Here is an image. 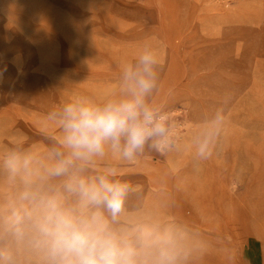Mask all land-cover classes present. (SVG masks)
I'll return each instance as SVG.
<instances>
[{
    "label": "rangeland",
    "instance_id": "1",
    "mask_svg": "<svg viewBox=\"0 0 264 264\" xmlns=\"http://www.w3.org/2000/svg\"><path fill=\"white\" fill-rule=\"evenodd\" d=\"M90 1L54 0L59 6L47 7L54 18L44 20L30 4L45 0H0V161L10 150L32 151L45 161L60 138L58 126L46 119L47 114L76 94L104 99L114 90L121 61L131 58L145 38L155 37L163 42L156 99L175 111L182 124L177 149L147 153L135 165L109 154L85 175H98L109 165L119 168L118 179L129 187L126 223L154 217L181 226L193 241L232 242L230 223L217 208L221 189L226 191L224 210L232 214L238 195L247 200L254 166L264 163V99L252 111L247 101L258 100L252 90L264 93V0L127 1L136 5V13L144 9L147 15L129 19L107 16L112 4L97 7L98 2ZM68 9L74 14L69 15ZM152 9L156 11L150 17ZM236 48L242 53L248 50L250 58L245 57V64L229 65L225 54ZM26 72L35 74L42 85L40 105L15 92ZM249 81L256 86L247 90ZM175 89L184 97L169 95ZM225 96L229 103L221 139L208 160L194 161L182 138ZM209 179H215L217 187L210 217L204 215L196 196L209 187ZM10 191L0 168V203ZM252 239L244 264H264L263 242ZM17 258L20 264L29 259L22 252Z\"/></svg>",
    "mask_w": 264,
    "mask_h": 264
},
{
    "label": "clouds",
    "instance_id": "2",
    "mask_svg": "<svg viewBox=\"0 0 264 264\" xmlns=\"http://www.w3.org/2000/svg\"><path fill=\"white\" fill-rule=\"evenodd\" d=\"M162 47L145 38L121 61L104 99L76 94L49 112L60 138L45 161L16 150L0 161L11 189L0 203V264H20L21 252L27 264H189L191 237L181 226L154 217L124 221L129 187L118 167L85 175L109 154L135 165L147 153L177 149L182 124L156 99ZM228 103L225 96L194 126L188 145L194 161L213 155Z\"/></svg>",
    "mask_w": 264,
    "mask_h": 264
},
{
    "label": "bare ground",
    "instance_id": "3",
    "mask_svg": "<svg viewBox=\"0 0 264 264\" xmlns=\"http://www.w3.org/2000/svg\"><path fill=\"white\" fill-rule=\"evenodd\" d=\"M91 0L90 2H98L97 7L103 6V4L111 5L107 10V16L110 15H117L121 19H129L131 17L138 16H147L144 14L146 12L144 9H139L138 13L137 9H134L133 6H136L132 3L125 4L127 1H136V0ZM46 3L39 4V3H32L30 6L32 8H36L34 12H38L40 14H37V17L43 18L44 20L46 18L53 19L54 14H51L49 10H47V7L49 6H59V3H53L54 0H45ZM152 0H147V3H151ZM64 7H67L68 4L63 3ZM93 5V4H92ZM95 6V5H93ZM69 8V7H68ZM87 8V7H86ZM211 9V7H206V10ZM144 11V12H143ZM151 11V10H150ZM149 15L150 17L153 16V13H155V9H152V12ZM69 15H72L73 10L68 9L67 10ZM74 14V13H73ZM105 15V14H104ZM240 15V14H235ZM57 16V15H56ZM97 16V15H96ZM137 16V17H138ZM237 50V51H236ZM236 50L227 52L225 62L229 65H235L239 66L241 64L246 63V59L250 58L249 51L243 53L236 48ZM35 74H30L28 72L22 73L20 76L21 83L16 86V93L21 95L22 97H29L34 102H36L38 105H40L39 102H43V90L42 85L38 83V79ZM6 77V75H5ZM243 77V76H242ZM248 77V76H247ZM246 88L248 90V87H252V89L256 86V83L250 82L246 83ZM253 91V90H252ZM250 92V94L254 95L256 100L254 103L252 100L248 101V106L250 110H253V107L255 105H261L262 99H264V93H258V91ZM172 96L176 95L181 98L184 97V93L180 89H175L172 92ZM260 100V101H259ZM261 103L259 104L258 103ZM195 104L193 105V112L195 116L199 114V108L194 101ZM264 108V105H263ZM194 119V118H193ZM264 120V117H263ZM201 121L200 118H197V122H194L188 127L187 133L185 134L184 138H182V141L185 142V144H189L191 137L193 136L194 132L196 131V128L194 127L195 124H198ZM263 144H264V136H263ZM255 172L252 175V178L249 182L246 197L247 200L243 199V195L238 192L237 194H240L236 197V200L232 202V205H234L232 214L226 213L223 207V200L226 198V191L222 187L221 189V195L220 199L217 203V208L222 211L223 219L225 222L230 223V229L232 231V235L234 240L232 242L226 241L224 244L219 243L217 245L198 242L191 240V246L193 248L192 256L189 260V264H244L247 263L245 257L247 255H250L249 251L253 248V238H258L263 242L264 247V163L260 166H254ZM210 185L209 187L199 190L196 194L200 208L203 211L204 215L210 217V215L213 213L214 206L211 202V197L216 191L217 187L215 186L214 182L215 179H209ZM251 213L248 212V210ZM263 221V222H262ZM210 223H213L212 225L215 226L217 223L214 219L210 220ZM251 237V239H250ZM200 240V239H199Z\"/></svg>",
    "mask_w": 264,
    "mask_h": 264
}]
</instances>
